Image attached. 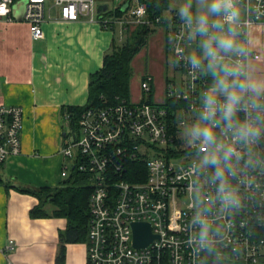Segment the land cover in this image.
Masks as SVG:
<instances>
[{
    "label": "built area",
    "instance_id": "built-area-1",
    "mask_svg": "<svg viewBox=\"0 0 264 264\" xmlns=\"http://www.w3.org/2000/svg\"><path fill=\"white\" fill-rule=\"evenodd\" d=\"M22 3V20L28 24L32 39L44 35L43 23L53 10L62 21L84 20L100 27L118 28L119 39L128 27L137 24L162 25L180 83L168 79L163 99L147 102L153 79L145 74L139 81L137 101L120 99L117 103L91 107L77 118L76 128L65 115L61 148L66 162L61 176L71 170L87 173L88 227L86 250L89 264H197V256L187 247L185 221L190 212L185 168L189 157L178 135L177 115L186 111L207 83L194 77L176 53L182 48L179 22L173 11L168 16L146 18V5L139 0H0V20H14L13 7ZM127 7L122 9L124 4ZM99 4L107 8L99 12ZM264 7V0H256ZM122 9L116 14L117 8ZM261 23V21H257ZM170 36L175 37L173 46ZM254 58H259L255 53ZM172 100L176 107L162 105ZM22 107L0 104V166L21 151ZM174 160H179L177 164ZM142 164L132 170L130 164ZM133 179H130L132 178ZM134 222L150 225L154 238L145 246L133 245ZM231 231L224 247L225 264H264V193L259 194L231 220ZM10 240L6 249H13Z\"/></svg>",
    "mask_w": 264,
    "mask_h": 264
},
{
    "label": "clouds",
    "instance_id": "clouds-1",
    "mask_svg": "<svg viewBox=\"0 0 264 264\" xmlns=\"http://www.w3.org/2000/svg\"><path fill=\"white\" fill-rule=\"evenodd\" d=\"M170 7L182 41L176 55L207 80L177 115L189 157L187 247L197 264H225L230 220L264 193V63L254 59L264 52L256 43L264 7L256 0H171Z\"/></svg>",
    "mask_w": 264,
    "mask_h": 264
},
{
    "label": "crops",
    "instance_id": "crops-1",
    "mask_svg": "<svg viewBox=\"0 0 264 264\" xmlns=\"http://www.w3.org/2000/svg\"><path fill=\"white\" fill-rule=\"evenodd\" d=\"M56 16L53 10L52 18L44 21L41 39H32L28 24L19 20L23 24L19 31L22 41H16L17 31L13 30L16 42L0 67V104L19 105L23 111L21 151L0 166V264H89L87 239L61 240L67 220L51 215L31 217L30 210L38 199L14 188L59 186L64 164L62 107L85 104L88 76L102 66L103 54L118 34V28L112 31L97 23L66 22ZM16 21L2 19L0 26L8 31ZM256 43L264 44V34ZM256 54L259 58L254 59L264 63V52ZM148 73L153 79L154 99L156 81L153 73ZM129 100L138 99L130 96ZM45 209L49 214L52 207L46 205ZM10 240L14 242L11 250L6 249ZM61 246L63 256L59 260Z\"/></svg>",
    "mask_w": 264,
    "mask_h": 264
},
{
    "label": "trees",
    "instance_id": "trees-1",
    "mask_svg": "<svg viewBox=\"0 0 264 264\" xmlns=\"http://www.w3.org/2000/svg\"><path fill=\"white\" fill-rule=\"evenodd\" d=\"M146 5V18L153 20L169 9V0H139ZM122 12L121 7L115 10L116 14ZM112 31H115L113 29ZM154 27L148 24H137L128 27L125 40L118 45L114 36L109 49L103 54L102 66L89 74L87 86V100L81 106L67 105L62 107L63 115L68 114L70 125L76 128L78 115L87 108L101 107L117 103L120 99H130V80L132 77L131 62L135 55L147 43L149 33ZM168 80V79H167ZM147 102L154 103L153 90L146 97ZM162 105L176 107L169 99H164ZM132 170L141 167V176L144 178L145 168L142 164H130ZM130 179H133L130 178ZM1 181V179H0ZM89 176L87 173L73 169L61 185L56 187H27L14 186L16 190L29 193L38 199L37 204L30 210L31 217H64L67 226L60 232V239L67 242H76L86 239L89 211L88 197L90 194ZM50 203L51 212L48 214L45 206ZM63 246L60 247L59 260H62Z\"/></svg>",
    "mask_w": 264,
    "mask_h": 264
},
{
    "label": "rangeland",
    "instance_id": "rangeland-1",
    "mask_svg": "<svg viewBox=\"0 0 264 264\" xmlns=\"http://www.w3.org/2000/svg\"><path fill=\"white\" fill-rule=\"evenodd\" d=\"M171 0H169V9L162 13L163 17L168 16L169 10L172 8L170 7ZM21 5L22 3L19 2L16 6L13 7V16L17 20L14 25V29L10 26L8 31L3 30L2 26H0V67H2L8 60L5 53L11 52L10 48L13 43L16 41H22L20 38V28L23 27L21 22H19L18 16L21 12ZM18 23V24H17ZM154 31L149 33L147 37V43L145 46L141 48L137 55L133 58L131 62L132 66V79L130 80V96L131 99L137 100L140 96V85L139 81L144 74H149L148 72H152L155 81H156V88L154 93V101H160L163 99V86L167 79H171L174 81L175 84L180 83L182 78V74L179 70L176 69L174 57L170 47L167 45L166 40L164 38L165 29L162 25H154ZM14 31H17L16 34V41H14L13 36ZM12 34V35H11ZM116 40L117 44L120 45L125 40V32L122 34V39H119V33L117 34ZM65 163L66 160H63ZM180 162L179 160H174V163L177 164ZM60 184H62V180L64 177H61ZM67 178V177H66ZM50 205V203L46 204ZM264 253V249H263Z\"/></svg>",
    "mask_w": 264,
    "mask_h": 264
},
{
    "label": "water",
    "instance_id": "water-1",
    "mask_svg": "<svg viewBox=\"0 0 264 264\" xmlns=\"http://www.w3.org/2000/svg\"><path fill=\"white\" fill-rule=\"evenodd\" d=\"M127 7V3L124 4L122 9ZM107 8L106 4H99L97 9L99 12L104 11ZM22 10V5H21ZM22 11L18 16V19L21 20ZM133 228V245L136 247H142L147 245L153 238L154 235L151 233L150 225L146 222H134L132 223Z\"/></svg>",
    "mask_w": 264,
    "mask_h": 264
}]
</instances>
